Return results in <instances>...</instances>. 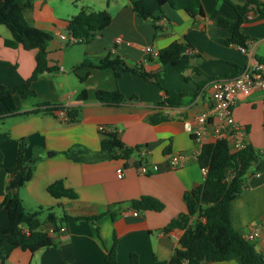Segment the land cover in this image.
<instances>
[{"label":"crops","instance_id":"0c3cea01","mask_svg":"<svg viewBox=\"0 0 264 264\" xmlns=\"http://www.w3.org/2000/svg\"><path fill=\"white\" fill-rule=\"evenodd\" d=\"M18 1L30 2L24 13L31 25L53 35L47 46L51 70L32 81L35 96L23 98L14 93L17 111L0 121V133H8L12 138L0 141V203L6 193L8 169L16 164L18 141L26 138L30 151L38 148L42 155L32 178L19 190L27 210L52 208L57 214L66 212L71 216L104 215L95 222L79 220L64 225L56 247L30 252L7 245L0 264H106L105 257L115 240L118 264H131V254L138 255L139 264H170L183 231L164 229L187 212L185 192L199 187L205 179L197 158L202 145L185 129V122H193L207 107L211 80L234 76L245 65L264 58V14L252 13L246 18L242 29L249 39L246 51H242L239 46H225L217 41L230 36L227 29L219 26L218 18L237 19L234 8L225 0H201L204 17L165 5L156 13L155 20L141 19L131 0ZM230 1L236 5L245 3ZM84 9L105 10L111 15V22L90 40L69 44L61 35L68 37L67 21ZM185 39L199 55L196 64L203 72L197 75L189 71V82L171 65L165 69L162 86L133 71L79 66L85 60L98 62L110 57L129 67L158 71L160 63L156 58H146L144 49L150 46L160 51ZM6 40L18 45L7 46ZM37 53V49H25L12 27L0 20V88L25 84L36 67ZM201 81L207 82L197 93L196 83ZM164 89L187 96L180 106H158L165 97ZM83 90L85 99L81 96ZM100 90L118 91L126 102L120 106L105 105L98 99ZM42 103L77 107L78 120L66 121L61 112L67 114L66 109L25 114ZM154 114L166 115L168 121L152 124L150 118ZM234 116L247 129L248 142L260 152L258 165L247 174L248 187L230 206L232 225L245 238L251 227L264 222V90L241 98L234 107ZM100 127L117 131L128 147L147 148L142 161L150 166L151 174H140L136 166L127 165L124 159L99 158L104 139ZM173 153L188 154L191 159L172 168L168 160ZM120 167L124 168L123 178L117 174ZM57 180H63L78 198H54L48 187ZM142 196L158 199L164 209L133 215L130 204ZM8 225V213L1 209L0 232ZM44 228L50 232L53 225L46 223ZM253 245L264 256L263 238ZM208 264L243 262L236 257Z\"/></svg>","mask_w":264,"mask_h":264},{"label":"trees","instance_id":"16d2710c","mask_svg":"<svg viewBox=\"0 0 264 264\" xmlns=\"http://www.w3.org/2000/svg\"><path fill=\"white\" fill-rule=\"evenodd\" d=\"M229 3L237 13V19L231 20L228 17L218 18L219 26L227 29L230 36L217 41L225 46H239L247 48L249 37L244 33L242 27L246 18L252 14H264V0H245L242 5ZM137 15L147 20L157 19L156 13L161 12L165 5L173 9L185 10L191 16H205L201 0H131ZM30 2L24 4L18 0H0V20L14 30L18 41L25 49H37V64L25 84L12 89L0 88V121L15 114L17 107L14 101V93H19L23 98L35 96L31 89L32 81L38 79L44 72L51 70L48 66L47 46L53 35L30 24L24 10L29 7ZM111 15L103 11L84 9L68 20V37L81 39L85 42L96 36L111 22ZM76 44V43H75ZM6 45L15 47L18 42L6 40ZM199 57L194 52L193 46L187 39L174 41L159 51L156 58L161 69L148 72L143 67H129L118 58L107 57L98 62L89 60L83 61L81 65H95L100 69L113 68L115 70L133 71L148 81H154L162 86L161 79L168 65L173 66L189 82L192 77L189 71L197 75L203 72L196 64ZM260 61H264V58ZM119 75V73L117 72ZM217 79V78H216ZM207 81L197 82V93H199ZM165 97L158 102V106L177 107L180 106L187 94L164 89ZM196 93V95H197ZM86 98V91L81 93ZM101 103L110 106H120L126 102L125 97L118 91L108 92L100 90L97 93ZM67 110L68 121L75 122L79 117V108H66L61 104L42 103L36 109L27 113H52L56 110ZM152 124H160L168 121V116L154 114L151 116ZM102 151L99 158L124 159L127 165L132 157H136L134 166L142 163L140 158L141 147L131 148L118 137L117 131L102 132ZM11 136L8 133H0V141H9ZM16 164L8 169V182L6 193L0 203V210L5 209L8 213L9 225L1 229L0 260L7 245L20 247L30 252L42 248L56 247L59 243L61 228L74 221L88 220L95 222L103 214L94 216H71L66 212L57 214L52 208L46 210L40 208L37 211H29L24 206L19 190L32 178L36 163L42 159L41 151L34 148L30 151V145L26 138L19 141ZM260 160V152L250 143L238 152H231L228 142L225 139L217 140L203 145L198 156V163L201 168H207L208 172L204 182L197 188L185 192L184 201L187 205V212L174 218L165 232H172L175 229L183 231L179 239V247L175 250L170 264H182L189 261V264H208L240 257L243 264H264V256L259 253L253 243L247 241L233 227L230 217L231 202L248 187L247 174L257 166ZM3 161V153L0 150V164ZM228 170L234 171L235 175L230 181H224ZM50 194L56 198L76 200L77 193L65 186L63 180H57L48 187ZM130 207L138 211H162L164 204L158 199L150 196H142L133 200ZM45 211V212H44ZM45 217L42 218V215ZM114 216V213H112ZM197 216L196 218H193ZM53 225V231H46L44 224ZM106 264H118L116 240L113 247L105 257ZM131 264H139L137 254H131Z\"/></svg>","mask_w":264,"mask_h":264},{"label":"built area","instance_id":"2783aa9c","mask_svg":"<svg viewBox=\"0 0 264 264\" xmlns=\"http://www.w3.org/2000/svg\"><path fill=\"white\" fill-rule=\"evenodd\" d=\"M166 20L164 18V21ZM61 38L67 40L69 44L81 42V39L65 35H61ZM121 39L119 36L118 42ZM240 49L246 51V48L240 47ZM144 53L146 58H157L159 56V50L150 46L144 49ZM210 87L211 95L207 107L196 116L193 122L186 121L185 129L194 135L202 147L206 143L225 139L231 152H238L246 148L249 144L247 139L248 131L236 121L234 107L241 98L251 95L256 90H264V61L254 60L252 63L245 65L234 76L213 79L210 81ZM61 112L67 121L68 115L64 111ZM100 131L105 132L106 129L100 127ZM146 149L141 147L140 158L142 160L147 154ZM190 159L191 156L188 154L173 153L170 155L168 162L172 168H178L185 165ZM137 170L142 175L151 174L150 166L143 163V161L137 166ZM202 171L205 177L208 169L202 168ZM117 174L119 178H123L124 168H118ZM234 175V171L228 170L224 181H230ZM131 213L135 216L139 215V211L136 209ZM63 230L64 228L62 227L61 231ZM52 231L53 229L50 232ZM259 238L264 240V222L251 227L245 235V239L251 243H256ZM182 264H189V261L185 260Z\"/></svg>","mask_w":264,"mask_h":264},{"label":"water","instance_id":"95a60500","mask_svg":"<svg viewBox=\"0 0 264 264\" xmlns=\"http://www.w3.org/2000/svg\"><path fill=\"white\" fill-rule=\"evenodd\" d=\"M48 154H50V153H48ZM134 162H135V157H132V158L130 159V161H129V164H130L131 166H133V165H134Z\"/></svg>","mask_w":264,"mask_h":264},{"label":"rangeland","instance_id":"374dc122","mask_svg":"<svg viewBox=\"0 0 264 264\" xmlns=\"http://www.w3.org/2000/svg\"><path fill=\"white\" fill-rule=\"evenodd\" d=\"M45 212V211H44ZM45 217V214L44 215H42V218H44Z\"/></svg>","mask_w":264,"mask_h":264}]
</instances>
